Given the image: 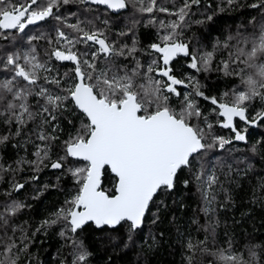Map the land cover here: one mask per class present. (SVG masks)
<instances>
[{
    "label": "snow or ice",
    "instance_id": "snow-or-ice-1",
    "mask_svg": "<svg viewBox=\"0 0 264 264\" xmlns=\"http://www.w3.org/2000/svg\"><path fill=\"white\" fill-rule=\"evenodd\" d=\"M238 3L227 0V7ZM240 6L255 15L207 50L204 35H187L213 20L193 12L201 0H0V150L10 145L16 154L7 163L0 158V179L9 177L0 192V264H32L35 237L54 226L70 264H91L92 245L78 235L90 226L107 253L99 264H119L127 253L135 259L123 264H150L148 253L173 227L183 264H198V255L213 257L209 264H264V241L245 235L241 246L227 223L226 246H216V213L235 206L232 185L242 188L256 158L264 160V135L243 151L234 146L248 145L250 127L264 124V0ZM121 18L128 22L120 25ZM141 23L152 31L139 33ZM223 52L216 71L231 77L232 87L206 94L190 70L210 72ZM46 169L55 182L40 184ZM26 171L23 181L16 178ZM62 179L71 185L64 188ZM28 184L31 200L50 189L64 194L34 227L16 222L32 208L27 196L13 198ZM190 186L198 213L184 231L175 210L186 208ZM251 203L264 209V176Z\"/></svg>",
    "mask_w": 264,
    "mask_h": 264
},
{
    "label": "trees",
    "instance_id": "trees-1",
    "mask_svg": "<svg viewBox=\"0 0 264 264\" xmlns=\"http://www.w3.org/2000/svg\"><path fill=\"white\" fill-rule=\"evenodd\" d=\"M248 2H252V0H248ZM245 0H239V3L234 7H227V0H201L200 9H193L194 13H204L213 16L212 21H206L205 25H192V30L187 35L196 37H200L204 35L206 37L205 40L201 41L200 46L203 48L204 45H207V50H211L212 41L220 36L222 33H225V30L231 28L235 31L236 26L241 23V21H246L250 18L251 15H255V13L251 12L248 9L241 8L240 5L244 4ZM211 5L210 10H208L205 6ZM71 11H77V5L72 4L70 6ZM218 8H223V11H219ZM132 13L131 7H129L127 12L121 11V17L129 16ZM103 18V17H102ZM139 18V17H137ZM194 19H202L203 17L199 14L194 15ZM125 19H120V25L127 23ZM210 25V26H209ZM119 27V25H118ZM152 29L145 28L143 23L139 26V33L143 34L146 32H151ZM114 38V37H113ZM123 42V41H122ZM128 43H131V38L129 37ZM227 57V52H223L222 55L218 53L215 56V61L211 66V71L205 73L201 71L200 73H196L195 70H190L192 75L196 76L202 85H205L206 94H219L223 91H226L232 87V84L229 81L232 80L231 77H225L222 73L217 72V63L222 59ZM68 67V64L65 63L64 67H61L59 70L61 73L65 71ZM201 105L204 106L205 102L203 100L200 101ZM210 107V105H208ZM239 123V122H238ZM0 131H6V129H0ZM14 131V129H13ZM220 134L227 135V132H220ZM261 135H264V124L259 125V127H250L248 132V145H245L243 142H238L234 146L243 151L247 146L251 145L252 142L259 139ZM32 151L29 148V153ZM22 154V153H21ZM218 154H222L219 153ZM15 152L11 150L10 145L7 151L0 150V158L3 159L5 163L9 160L15 159ZM255 165V174L250 175L249 180H244L243 187L237 188L235 185H232L233 189V198L234 205L228 204L224 209H220L216 215L220 221L219 228L217 229V247L226 246L225 241L226 237L225 233V223H227L228 228L227 231L229 234H235L237 239L241 240L242 246V237L245 235H250L253 238V241L259 243L264 241V209L260 207V205H253L251 203V193L253 187H255L257 183V178L259 176H264V160H261L259 157L254 161ZM29 173L26 171L24 175H17V179L23 181L25 176ZM58 174V173H57ZM54 183L55 182V174L50 170H44L42 175L40 176V184H44L46 181ZM251 182V183H250ZM9 177L5 176L0 179V192L8 187ZM62 186L64 188H68L71 185L70 179H62ZM227 186V185H226ZM33 185L28 184L24 188L23 191L14 195V199L23 200L27 196L29 198L28 202L32 204L31 209H24L23 213L19 216V219L16 221L19 223L20 221L27 220L33 227L42 220L48 212L53 210V205L58 206L59 202H62L64 199V194L59 190H48L45 192L39 199L31 200ZM179 195V194H178ZM3 197L0 196V200ZM198 195L195 192V186H190L187 190L184 191L182 200L186 205V208L181 210L179 205H177L175 210V216L177 217V223L185 225L184 231H187V224L190 219L193 217L194 212L198 213ZM220 201L223 202V195L219 197ZM169 203H171V198H169ZM242 213H248V215L244 216L242 219ZM171 217L172 213L168 214ZM201 223H203V214H199ZM237 223L234 224L233 221ZM147 223V222H146ZM163 227H167L166 225ZM157 229L156 231H159ZM59 227L54 226L49 229L47 234L41 233L35 237V244L30 247L29 255L32 257V264H60L61 259L69 260L70 264V256L68 255V248L62 247L64 241L58 236ZM193 236L196 237V229H192ZM175 228H170L165 231V238L161 242L160 246L149 252L150 264H183V253L181 246L176 242L175 238ZM81 238L85 239L86 244H91V251L93 252V260L91 264H99L100 261L106 258L107 253L102 252L98 242L95 240V237L99 235L97 232L91 231V226L89 228H85L83 233L78 234ZM199 239L204 238L203 230L199 232ZM211 244V241L209 242ZM110 251V250H109ZM239 251V249H237ZM247 254L245 253V256ZM26 260L27 257H24ZM134 253H127L124 255L119 262V264H123V260H134ZM214 258L208 256L206 258H201L199 255L197 256L198 264L202 261V264H209L210 260Z\"/></svg>",
    "mask_w": 264,
    "mask_h": 264
}]
</instances>
